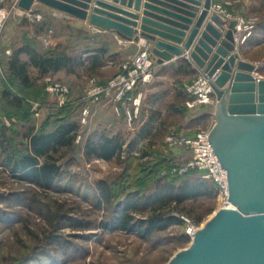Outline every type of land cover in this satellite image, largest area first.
<instances>
[{
    "label": "rangeland",
    "instance_id": "374dc122",
    "mask_svg": "<svg viewBox=\"0 0 264 264\" xmlns=\"http://www.w3.org/2000/svg\"><path fill=\"white\" fill-rule=\"evenodd\" d=\"M18 3L19 0H0L5 15L0 16V128L6 131L17 154L23 153L31 133L53 130L60 109L68 113L67 121L76 123L78 129L73 145L55 155L65 175L73 177L72 185L63 182L42 189L22 182L3 165L0 155V264H167L190 243L189 227L200 228L221 207L218 195L185 205L192 209L193 217L203 216L200 222L174 212L183 220L182 226L170 227L145 239L101 228L108 221L110 210L105 205L95 206L91 190L102 180L118 196L126 185L148 191L158 177V168L163 177L170 168L179 169L190 159L189 150L179 144L170 145L167 137L191 136L214 123V119L199 123H185L183 119L189 114L182 108L184 91L196 79L195 74L184 67L175 73L167 66H158L152 80L140 88L139 114L129 123L122 109L115 110V104L85 102L83 97L91 78L106 83L118 73L119 63L131 55L119 52L108 38L88 34L34 8L22 11ZM225 5L236 10L251 37L263 33L264 7L259 0H228ZM26 43L38 52L65 54L80 63L49 74L29 67L31 86L24 88L11 79L6 66ZM98 49L103 52L100 63L94 65L92 57ZM244 56L254 62L257 76L264 79V42L247 44ZM46 77L69 88L68 101L60 104L46 92ZM4 89L22 97L23 107L14 108L3 100ZM200 107L203 106L196 108ZM84 108H88V115L82 121ZM151 115L155 116L152 137L130 150V144ZM94 133L123 140L120 159L86 157L84 146ZM211 207L213 211L208 213ZM51 235H56L58 242L48 245ZM184 235L188 236L186 242Z\"/></svg>",
    "mask_w": 264,
    "mask_h": 264
},
{
    "label": "water",
    "instance_id": "95a60500",
    "mask_svg": "<svg viewBox=\"0 0 264 264\" xmlns=\"http://www.w3.org/2000/svg\"><path fill=\"white\" fill-rule=\"evenodd\" d=\"M212 0H19L22 11L45 5L143 39L159 66L184 58L213 78L214 123L208 140L226 171L228 206L220 207L167 264H264V79L240 58L235 19L211 10ZM141 11V12H140Z\"/></svg>",
    "mask_w": 264,
    "mask_h": 264
},
{
    "label": "trees",
    "instance_id": "16d2710c",
    "mask_svg": "<svg viewBox=\"0 0 264 264\" xmlns=\"http://www.w3.org/2000/svg\"><path fill=\"white\" fill-rule=\"evenodd\" d=\"M259 2L264 7V0H259ZM261 30L263 31L261 35L257 34L254 37L249 35L245 44L257 45L264 42V26ZM96 51L97 54L92 57L94 65L100 63L103 52L102 49ZM23 56L26 59H23ZM79 63L80 61H75L65 54L38 52L34 46L26 43L13 54L6 67L8 75L14 82L24 88H29L31 86L29 67L38 69L42 74H49ZM181 67L194 73L186 61L166 68L178 73ZM1 95L10 106L23 107L22 97L14 95L10 90L4 89ZM183 97V102L191 98L187 91H184ZM182 108L187 109L184 105ZM57 114L53 130L31 133L28 137V145L21 154H17V151L11 147L6 131L0 128L2 163L20 181L31 183L42 189H51L54 185L63 182H68L69 185L74 183L73 177L65 175L61 164L58 163L59 158L55 155L73 145L78 126L74 122L67 121L68 113L63 109L58 110ZM201 119L202 117L192 122L199 123ZM154 120V115L148 118L130 144V150L139 142L152 137ZM124 146L125 142L117 136L110 137L103 133H94L86 141L84 154L88 158L110 161L120 159ZM157 175L151 190L145 191L142 187L126 185L125 191H121L119 196L112 192L111 186L105 181H98L91 190L93 202L97 208L105 205L110 210L109 219L102 224L101 228L134 234L147 239L156 232L165 231L173 226H182L183 220L174 215V212L193 217L192 209L185 208L187 203L201 199H213L218 195L214 181L205 179L203 174L197 170L179 173L178 168H170L162 177L158 168ZM207 211L211 213L212 207ZM202 217L200 214L193 218L194 221L200 222ZM51 237L48 245L58 242L56 235H51ZM182 239L186 242L188 236L184 235Z\"/></svg>",
    "mask_w": 264,
    "mask_h": 264
},
{
    "label": "built area",
    "instance_id": "2783aa9c",
    "mask_svg": "<svg viewBox=\"0 0 264 264\" xmlns=\"http://www.w3.org/2000/svg\"><path fill=\"white\" fill-rule=\"evenodd\" d=\"M212 10L224 16L231 18V15L223 8L222 5L214 4ZM0 8V16L5 17ZM36 18L40 19L41 15L37 14ZM237 21L235 40L239 39L242 43L246 36L249 35V29L242 19ZM245 32V35L241 36ZM158 65L151 53L149 43L143 44L138 52L131 57L126 58L118 65V73L104 84L98 83L95 78L88 81L85 89L83 100L85 102L100 103L107 101L115 104V110L122 109L127 121L134 122L139 114L141 104L140 88L148 84L154 75ZM213 78L200 74L188 87L187 92L191 96L184 102L187 109H194L199 106L214 105L216 98L212 89ZM45 90L48 94L56 97L60 104L68 101L70 90L67 86L58 83L51 77L45 78ZM88 115V108L82 110V121ZM210 128L197 130L191 136L170 135L167 141L170 145L179 144L184 146L191 153V157L182 166L179 167V173H187L189 170H197L203 174L205 179L213 180L221 207L228 206V183L227 175L224 169L220 168V163L215 156L209 140ZM196 231L195 228L189 227L187 233L191 237Z\"/></svg>",
    "mask_w": 264,
    "mask_h": 264
},
{
    "label": "crops",
    "instance_id": "0c3cea01",
    "mask_svg": "<svg viewBox=\"0 0 264 264\" xmlns=\"http://www.w3.org/2000/svg\"><path fill=\"white\" fill-rule=\"evenodd\" d=\"M225 1H228V0H212L211 7L214 4L222 5L223 8L227 11V13H229L231 15V18H226L223 16L226 20L238 19V17H237L238 14H237L236 10L232 7L226 6ZM34 9H37L40 12H43L45 15H49L51 17H54L55 19L60 20V21L64 22L65 24H69V25L78 27L88 34H93V35H96L98 37H102L104 39L108 38L109 40H111L113 42L114 46L118 47L117 50L119 52H123L124 54H129V55L133 56L134 54H136L138 52V50L140 49V47L143 44L148 43L145 40H143L142 38L139 39L138 43H134L133 41L127 40L125 37L120 36L116 32H113V31H98L96 29H93L91 26H89L85 21H82L80 19L62 14V13H60L54 9H51L45 5L35 4ZM211 10H212V8H211ZM243 35H245V32H243L242 34L240 33V38ZM248 37H249V35L246 36L245 41L242 43L239 41V39L238 40L236 39L235 40L236 49H237V52H238V54L242 60L250 62V63H254V62H252V60H248L244 56L245 49H247V44H245V42H246ZM174 59L176 61L175 64H166L164 66L179 65L182 62L186 61L190 65V67L193 69L194 74L196 76L195 78H197V76L202 74V72L195 65H193L191 62H189L188 60H186L184 58L179 59L177 57H174ZM187 110L189 111L188 112L189 114L183 118L185 120V123L186 122L187 123L192 122L193 120H196L197 118H200V117H202V119L200 121H204V120L213 121V119H214V117H213L214 105H208L205 107L203 106L200 108L187 109Z\"/></svg>",
    "mask_w": 264,
    "mask_h": 264
}]
</instances>
